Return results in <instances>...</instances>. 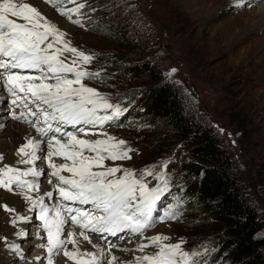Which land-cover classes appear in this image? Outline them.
Listing matches in <instances>:
<instances>
[{
	"label": "rangeland",
	"instance_id": "rangeland-1",
	"mask_svg": "<svg viewBox=\"0 0 264 264\" xmlns=\"http://www.w3.org/2000/svg\"><path fill=\"white\" fill-rule=\"evenodd\" d=\"M23 1L35 6L42 15L46 14L48 21L66 34L64 41L94 57L89 64H84L69 51L61 55L68 63L76 59L80 70L89 74L82 80L86 87L95 89L123 110L119 119L113 120L115 124L104 127L93 137H84L104 140L111 136L124 140L125 149H132L130 159L104 160L105 168L122 169L109 179L131 170L134 178L142 179L149 188H159L163 184L157 177L162 174L168 183L164 194L170 200L177 195L179 182L183 180L177 172L178 161L192 160L184 155L180 143L165 127H152L141 119L137 101L148 83L126 71L129 66L146 60L160 68L162 82L177 91L185 115L213 131L221 148L233 160L234 172L244 187L247 202L264 222V23L255 25L258 13L254 11L264 0H76L75 3L54 0L67 9L84 3L81 13L72 17L83 27L60 15L52 5L50 8L41 1L36 4L38 0ZM116 9L124 12L126 24L119 32L125 37L124 44L113 42L106 34H96L95 20L89 22L100 13L110 16L113 22ZM91 24L94 30L89 28ZM52 41L53 37H49L46 43ZM60 47V44L54 46ZM172 69L176 71L169 75ZM101 111L97 114L102 115ZM102 170L95 168L94 171ZM145 171L153 174L142 176ZM43 178L38 183H43ZM26 179L34 181L36 177ZM0 191L22 192L4 188ZM172 208L176 209L169 204V209ZM0 210L4 212V206ZM13 214L6 216L0 212V264H29L26 259L30 252L28 257L25 254L15 257L13 263L4 257L8 249L12 250L6 230L15 227L19 233L24 225L22 221L13 223L17 213ZM9 218L13 220L10 222ZM206 220L202 214H178L175 219L150 229L144 237L167 236L169 239L161 243L180 244L182 251L196 253L193 260L216 263L220 257L214 241L205 236L189 238L192 233L204 230ZM198 240L202 242L194 245ZM19 241L17 249L23 245V237ZM91 242L85 249L94 253L96 242ZM154 249L145 251L152 255Z\"/></svg>",
	"mask_w": 264,
	"mask_h": 264
},
{
	"label": "snow or ice",
	"instance_id": "snow-or-ice-1",
	"mask_svg": "<svg viewBox=\"0 0 264 264\" xmlns=\"http://www.w3.org/2000/svg\"><path fill=\"white\" fill-rule=\"evenodd\" d=\"M45 2L55 7L60 15L68 16L73 23L83 27L78 19L73 20L72 17L81 13V9L85 7L84 3L67 9L60 7L59 3L54 0H45ZM65 2L75 3L76 0H65ZM18 20L24 23H19ZM65 35L32 4L23 2V0L19 2L18 0H0V57L5 58L0 59V69H4L0 71V77L3 78L4 87L10 95L15 97L24 93V98L29 103L39 102L36 110L28 113V116L35 117V120L27 119L23 113L20 116L13 115V119L16 120L24 117L25 121L35 128L37 136L41 138H26L25 143L18 147L16 155L21 158L19 163L35 165L37 160L42 159L38 155V152L42 150V138L49 132H61L60 127L53 128L50 121L70 124L73 127L81 123L103 125L104 122L115 120L122 114L123 110L119 105L109 103L95 89L86 87L82 83V80L89 74L86 71L76 70V59H73L71 63L61 59L64 51L73 53L84 64H89L94 58L91 54L72 47L70 42L64 41ZM49 37H53V41L46 43ZM56 44L62 47L53 50ZM11 69L38 71L40 75L25 76L19 72L10 71ZM175 71L176 69H172L169 75ZM64 74H72L75 79H69ZM93 75H98V73ZM51 78L55 79V83L47 82ZM34 81H39V83H34ZM74 85H79V87H74ZM12 103L15 104L16 100ZM40 105H46L47 108H41ZM101 110L110 112V114L98 115V111ZM40 115L43 117L42 121L39 118ZM40 123L46 127H37L36 125ZM66 136L68 137L67 142H63L55 135L50 137L47 140V155L43 157L47 159L48 167L52 169L48 173L49 177H55L59 181L54 184L55 191L59 193L62 201L91 203L102 214L94 215L78 208H66L64 204H60L53 218L50 219L49 210L43 208L41 198L39 202L42 212L39 219L43 222L47 232L48 264H53L51 257L56 251H62L63 255L72 260L74 264H100L95 253L81 251L78 237L91 243V238L87 234L89 231L116 235L126 230L142 237L144 230L153 226L152 213L167 190L168 183L161 174L157 178L162 182L163 187L149 188L142 179L134 178L135 174L131 170L124 171V174L118 178L109 179V177H115L116 173L121 172L122 169L119 167L105 168L104 160L130 159L129 152L132 149L123 147L126 142L116 140L111 136L104 140L79 139L71 132ZM85 150L95 155H85ZM53 156L71 160L72 165L57 164L53 162ZM0 159L3 157L0 156ZM95 168H104V170L94 171ZM65 171L72 173V178L61 175ZM41 174L42 170H37L36 167L21 171L4 165L0 168V188L13 191V185H15L16 188L22 190L21 194L24 199L31 201L32 206L35 207L37 201L30 193L40 191V187L39 184L26 180L25 177H39ZM152 174L151 171H145L141 175ZM49 183L54 182L49 179ZM45 195L51 198L53 192H46ZM61 208H65L69 213L74 212L69 215L68 219L71 225L79 229L78 232L68 231L66 239L62 238L66 221L61 215ZM4 209L9 212L15 211L7 205ZM177 215L178 213L174 210H170L166 213V218L175 219ZM17 219L22 218L17 217ZM164 220L165 217H160L161 222ZM146 239L150 243H140L137 251L143 253L147 247H155L157 250L152 255L144 254L136 257V264H195L191 259L196 255L195 252L189 254L182 251L180 244L161 243L169 239L167 236H153ZM66 244H71L72 250H68L65 247ZM12 248L18 250L15 245ZM98 251L102 258L104 252L99 249ZM178 256L181 259L178 260ZM116 259L112 256L107 264H114Z\"/></svg>",
	"mask_w": 264,
	"mask_h": 264
},
{
	"label": "trees",
	"instance_id": "trees-1",
	"mask_svg": "<svg viewBox=\"0 0 264 264\" xmlns=\"http://www.w3.org/2000/svg\"><path fill=\"white\" fill-rule=\"evenodd\" d=\"M122 13L120 9L115 11L113 22L105 13L92 16L89 22L96 21V34H106L113 42L124 44L125 37L119 33L126 24ZM93 24L89 25L91 30ZM126 73L148 83L137 101L141 119L152 127H165L180 143L184 155L192 159L178 161L177 172L183 180L170 201L173 200L171 204L178 214H202L207 219L204 230L189 238H210L220 259L216 263L210 258L208 262L202 259L199 264H220L222 258L226 259L221 264H264V222L247 202L233 160L221 148L213 131L185 115L177 91L162 82L160 68L144 60L129 66ZM199 242L202 241L194 245Z\"/></svg>",
	"mask_w": 264,
	"mask_h": 264
},
{
	"label": "bare ground",
	"instance_id": "bare-ground-1",
	"mask_svg": "<svg viewBox=\"0 0 264 264\" xmlns=\"http://www.w3.org/2000/svg\"><path fill=\"white\" fill-rule=\"evenodd\" d=\"M24 2V1H23ZM264 2V1H263ZM39 3V1H36V4ZM258 4V3H257ZM40 6V5H39ZM38 6V7H39ZM42 6V5H41ZM42 9V8H41ZM254 11H257L258 18L255 22V25H259L260 21L261 23H264V4H261L260 6H257ZM46 17V14H44ZM52 15V14H51ZM55 16V15H54ZM53 17V16H51ZM58 20V19H57ZM61 26V25H60ZM2 95V92L0 90V96ZM0 156L3 157V159H0V168H2L4 165H9L11 167L17 168L21 171L27 170L29 167H36L37 170H42V174L39 177H36V179L33 181L37 184L39 179L45 176V179L43 183L39 184L40 191L38 192H32L30 195L33 197L34 200L37 201V205H40V199H43V206H45L48 210L50 215L54 216L55 210L57 207L55 206L53 201H48V198L45 193L46 192H53L52 184L49 183V179H53V177H49L48 173L52 170L48 167L47 159H44L43 157H46L47 155V144L43 141L41 142V151L38 152V155L42 157V159L37 160L35 165H27L19 163V160L21 159L16 155L18 147L25 143L26 138H34V139H40L38 136H36L33 131L25 125L18 124L17 122H13L10 120L8 114H1L0 117ZM95 140V139H93ZM53 162L57 163L53 160ZM64 162H59L57 164H62ZM71 166V165H70ZM28 178V177H25ZM54 181V179H53ZM21 191V190H20ZM13 193V194H7L5 192L0 191V208L2 206L7 205L9 208L14 209V212H7L4 211L1 212L2 215L6 214H13L16 215L14 217V221L21 222L24 224L22 227H20L19 233L16 232L14 228L7 229L6 233L9 237L10 245H15L20 242L19 240L23 237V245L20 246L18 250H7V254L4 255L5 258H7V261L14 262L13 259L15 257H18L20 255H26L30 252L29 257L26 259L29 261V264H48L49 254L46 250L47 242L43 239L41 232L37 229L36 223L32 220L31 212L32 209H35V207L32 206L31 201H26L21 194L22 192ZM31 209V210H30ZM7 216V215H6ZM5 216V217H6ZM17 217H21L22 219H17ZM63 217V216H62ZM10 222L11 220L9 218ZM27 223V224H26ZM10 224V223H9ZM26 224V225H25ZM29 224V225H28ZM16 225V224H15ZM31 225V226H30ZM20 226V225H18ZM11 227V226H10ZM68 231H75L73 228L68 227L66 224L64 225V234L62 235L63 239H66V233ZM24 232V233H23ZM148 238V237H147ZM78 243L80 246L81 251H87L85 249V246L87 245L88 241L83 240L82 237H78ZM92 243V242H91ZM25 245V246H24ZM93 245V244H91ZM90 245V246H91ZM101 244L94 245L95 251L94 253L97 255V258L100 260V264H107V261L112 258V256H115L117 259L114 262V264H124L128 261H131L132 259H136V257L148 254L145 250L144 252L137 251V248L139 246V241H132L129 244L118 246L121 250H112L109 253L104 249L103 246H99ZM89 246V247H90ZM98 246V248L96 247ZM24 247V248H21ZM66 248L68 250H72L71 244H66ZM17 249V247H16ZM99 250H102L104 252V256L101 258L99 255ZM90 251V249H89ZM112 253V255H111ZM24 255V256H25ZM3 257V258H4ZM20 258V257H19ZM52 260L53 264H73L72 260H69L67 257L63 255V252L56 253L54 252L52 254ZM5 259H2V261ZM4 263V261H3ZM25 264V263H24Z\"/></svg>",
	"mask_w": 264,
	"mask_h": 264
}]
</instances>
